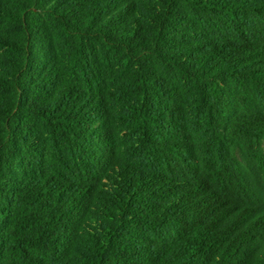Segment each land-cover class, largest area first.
Returning <instances> with one entry per match:
<instances>
[{
  "label": "trees",
  "instance_id": "1",
  "mask_svg": "<svg viewBox=\"0 0 264 264\" xmlns=\"http://www.w3.org/2000/svg\"><path fill=\"white\" fill-rule=\"evenodd\" d=\"M264 0H0V264H264Z\"/></svg>",
  "mask_w": 264,
  "mask_h": 264
},
{
  "label": "rangeland",
  "instance_id": "2",
  "mask_svg": "<svg viewBox=\"0 0 264 264\" xmlns=\"http://www.w3.org/2000/svg\"><path fill=\"white\" fill-rule=\"evenodd\" d=\"M263 148H264V144H263Z\"/></svg>",
  "mask_w": 264,
  "mask_h": 264
}]
</instances>
